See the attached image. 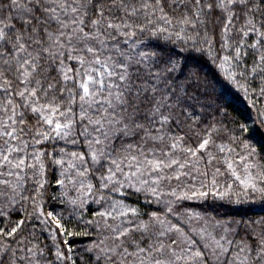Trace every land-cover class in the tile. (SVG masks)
Instances as JSON below:
<instances>
[{
	"label": "snow or ice",
	"instance_id": "snow-or-ice-1",
	"mask_svg": "<svg viewBox=\"0 0 264 264\" xmlns=\"http://www.w3.org/2000/svg\"><path fill=\"white\" fill-rule=\"evenodd\" d=\"M0 264H264V0H0Z\"/></svg>",
	"mask_w": 264,
	"mask_h": 264
},
{
	"label": "trees",
	"instance_id": "trees-1",
	"mask_svg": "<svg viewBox=\"0 0 264 264\" xmlns=\"http://www.w3.org/2000/svg\"><path fill=\"white\" fill-rule=\"evenodd\" d=\"M192 207L195 208L197 211L201 210V206L199 204L195 203V202L192 203ZM86 244H87V240L83 239V238H81V240L75 242V246L77 248H83Z\"/></svg>",
	"mask_w": 264,
	"mask_h": 264
}]
</instances>
